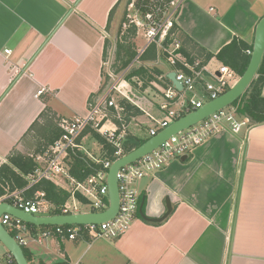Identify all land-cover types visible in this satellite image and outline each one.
Here are the masks:
<instances>
[{"label":"crops","instance_id":"0c3cea01","mask_svg":"<svg viewBox=\"0 0 264 264\" xmlns=\"http://www.w3.org/2000/svg\"><path fill=\"white\" fill-rule=\"evenodd\" d=\"M123 2L0 0V168L13 155H29L35 138L44 147L46 120L88 114L89 100L103 84L106 31ZM176 6L182 54L204 62L212 55L209 68L224 65L216 55L235 38L253 46L264 18V0H176ZM160 51L161 44L157 62L143 63L161 70L157 78L173 72ZM161 102V95L139 97L128 134L150 140ZM136 190L152 219L166 214L168 199V218L151 223L138 214L115 240L30 241L24 248L33 264H264V123L213 135L185 161L139 181ZM45 229L32 227L34 235ZM9 256L0 245V264Z\"/></svg>","mask_w":264,"mask_h":264},{"label":"built area","instance_id":"2783aa9c","mask_svg":"<svg viewBox=\"0 0 264 264\" xmlns=\"http://www.w3.org/2000/svg\"><path fill=\"white\" fill-rule=\"evenodd\" d=\"M130 1L131 3L126 7L127 16L131 19H137V25L145 29L148 40L139 57L152 43L161 44V50L167 55L166 61L172 66L176 81L181 83L183 87L179 91L171 81L169 83L165 80V77L168 78L167 75L159 77V82L151 84L162 97V102L159 105L162 116L160 119H153L155 125L150 130V135L155 137L159 134V131L165 130L175 121L202 109L207 103L225 94L238 80L236 73L225 65H222L219 71H211L201 59L190 61L180 53L181 43L178 33L173 31L175 17L179 9L177 6L175 7L176 0L171 1V10L164 12L162 19L158 17V14L162 11L161 9L148 13L145 18H140L139 13L135 11V0ZM157 1L163 2L166 0ZM168 38L170 42L164 47V43L167 42ZM6 54L9 55L10 51L7 50ZM248 54H251V51H248ZM139 57L134 62L136 66L142 64ZM132 91L134 90L132 89ZM116 93L122 94L124 96L122 99H126L135 105L136 101L133 100H139V98L135 99L136 96L133 93L132 96L135 98L125 94L118 89V84L113 83L108 85L103 92L91 96L86 116L56 120L62 132L60 138L45 148L44 152L37 157L39 166L34 173L27 177L29 187H33L41 180L46 179L55 182L71 193V198L60 208V215L84 213L80 211V205L90 207V211L85 213H101L109 208V201L107 200L108 174L112 165L126 155L123 143L128 136L129 122V118L127 119L122 114L124 108L118 105L115 100ZM186 93L192 96L188 97ZM43 94L44 90L41 89L38 91L37 96ZM250 128L249 121L243 118L239 112V104H233L210 115L191 128L170 137L153 152L132 164L122 167L117 173L120 196L119 211L113 219L104 223L50 226L35 235L32 225L9 214H4L1 217V223L22 248L28 246L30 241L41 244L44 240L52 237L60 240H77L87 235L94 240L118 239L131 228L138 218L140 195L136 190V185L139 181L155 175L173 161H179L185 156L188 157L197 147L221 131L228 129L232 132H239ZM89 131L98 133L116 149L114 153L115 161L112 162L109 159L99 160L88 154L89 152H85L81 141L83 138L90 136V134L84 136ZM78 151H83L94 163L101 165L96 173L84 181H78L70 173V162H72ZM59 179H61V182ZM22 194L15 192L4 196L0 199V203H9L8 200L13 199V203L10 204L30 215L50 212L51 205L44 199L43 193H36L34 199H26ZM77 194L81 195L86 202L79 200ZM71 200L73 204L70 205ZM4 264L16 263L10 255Z\"/></svg>","mask_w":264,"mask_h":264},{"label":"trees","instance_id":"16d2710c","mask_svg":"<svg viewBox=\"0 0 264 264\" xmlns=\"http://www.w3.org/2000/svg\"><path fill=\"white\" fill-rule=\"evenodd\" d=\"M124 0H121V2ZM172 0H166L159 2L157 0H135V11L139 13L140 18H145L148 13L157 11L161 9L162 11L158 14L159 19L163 18L164 12H169L171 10ZM131 3L128 0L126 7ZM114 10L111 12L109 17V24L107 28H110V24L113 20ZM127 12H125V17L119 25L117 34V44H116V62L115 64L120 65L121 69H127L131 64L135 62V59L139 57V51L136 47V44L130 39V34L132 32V37L134 38L137 34V28L133 26L130 32L125 30L124 26H127ZM124 30V31H123ZM178 33L180 39L181 32L176 24H174V30ZM170 42L169 38L167 42L164 43V47ZM111 42L109 39H106L105 43V52H104V62L108 59L110 51ZM158 48L157 43H152L149 45L145 52L139 57V60L142 62V65L135 66L127 75L128 83L131 84L132 89H140L138 93L144 94V90L147 87H152V83L159 82L158 76L162 75V72L157 67H149L144 65L145 62L158 61ZM183 47L180 49V53L183 52ZM251 49L253 52V46H248L245 42L240 39L235 38L228 46L224 47L217 55L216 59L229 67L232 71L236 73L238 77H242L245 73L251 59V54H247V51ZM185 51V50H184ZM163 58H166L167 55L164 51H160ZM213 56L208 55L206 58L210 60ZM156 61V62H157ZM193 61V60H190ZM206 61L204 64H206ZM104 72V71H103ZM165 80L170 83V79L165 77ZM106 79V73H103V84L100 92H103L108 83ZM167 87V85H165ZM264 86V56L260 65V68L257 72L255 79L251 82L250 86L246 89L242 97L237 100L234 105L239 104V112L241 116L249 121V124H261L264 123V98L262 97V89ZM154 88V87H152ZM156 90V89H155ZM133 91V92H134ZM146 91V90H145ZM157 91V90H156ZM158 92V91H157ZM120 105L124 108L125 117L128 119L130 116L134 117L139 112V109L133 105L130 101L126 99L120 100ZM47 119L49 113H46ZM45 125V143L42 150L44 152L45 148L52 145L57 139L60 138L62 132L58 126H55L53 123H50L46 120ZM129 124V122H128ZM90 134L95 138L99 144V153L98 155H93L96 159H109L112 162L116 160L114 153L116 149L111 146L103 137L94 131L86 132L84 136ZM89 137V136H88ZM145 141L136 139L134 136L128 134L126 141L123 143V149L126 154H129L143 145ZM85 150V145H82ZM42 148V147H41ZM89 152V151H88ZM90 153V152H89ZM38 155H18L12 156L9 158L8 164L1 166L0 168V199L4 196L11 195L15 192L23 193V197L26 199H34L36 193L41 192L44 194V199L50 203V211L55 215H60V208L66 204V202L71 198V193L51 180H41L37 185L29 187V181L27 177L34 173L39 166L37 162ZM101 168L100 164L94 163L86 153L83 151H78L76 156L70 162V173L78 181H84L96 171ZM77 198L81 201L86 200L79 194ZM9 203H13V199L8 200ZM25 256L29 264H33L32 259L27 251L23 247ZM10 254V253H9ZM11 255V254H10ZM13 258V257H12ZM14 259V258H13ZM15 262V260H14ZM16 263V262H15Z\"/></svg>","mask_w":264,"mask_h":264},{"label":"water","instance_id":"95a60500","mask_svg":"<svg viewBox=\"0 0 264 264\" xmlns=\"http://www.w3.org/2000/svg\"><path fill=\"white\" fill-rule=\"evenodd\" d=\"M264 56V18L259 22L255 40L253 45V52L251 54L250 63L237 83L231 87L225 94L219 98L207 103L202 109L192 112L183 118L172 123L168 128L163 130L160 134L152 137L145 142L135 151L125 155L118 161H116L108 174V197L109 208L101 213H80L70 215H52L50 212H43L37 215H30L16 208L14 205L2 202L0 203V242L5 246L7 251L14 258L16 264H29L23 248L18 244L14 237L1 223V217L4 214H9L14 218L37 227H50V226H66V225H87V224H101L113 219L119 211L120 196L118 189L117 173L118 171L129 164L137 161L143 156L153 152L160 147L170 137L175 136L182 131H185L199 122L205 120L210 115L233 105L239 100L246 89L250 86L251 82L255 79L257 72L260 68L262 59ZM170 81L174 86L181 91L182 84L175 79V73L172 72L168 75ZM187 157H183L181 160L185 161ZM144 201H142L139 207V214L142 219L151 223H162L172 212V205L167 199V212L159 219H152L145 215L143 212Z\"/></svg>","mask_w":264,"mask_h":264},{"label":"rangeland","instance_id":"374dc122","mask_svg":"<svg viewBox=\"0 0 264 264\" xmlns=\"http://www.w3.org/2000/svg\"><path fill=\"white\" fill-rule=\"evenodd\" d=\"M127 2H128V0H124L123 4L121 6V9H120V13H119L117 22H116V19H114V23L115 24H112L110 30L106 31L107 38L111 42V44H110L111 47H110L108 59L105 62V73H106L107 81L110 80L108 85L116 83V84H118V89L122 90L125 94L129 95L130 97H134V96H132V93H133L136 96V98L135 97L134 98L137 99V98L141 97V94L137 92V91H140V89H135V91L133 92L132 91V86L130 84L131 82L126 80L127 79L126 77H127L128 73L136 65H134V63H133L127 69H121L120 70V65L119 64H117V65L115 64V62H116L115 50H116V44H117V39H118L117 31H118L120 23L122 22V20L125 17V12H127V8H126ZM127 15H128V12H127ZM127 21H128L127 22V26H124L125 30H128V32H130L132 30L131 28L133 26H135L137 28L136 36L133 38L132 37V32H131L130 39H132V41L136 44V47H137V49L139 51V54H140L141 51L146 47V45L148 43V40L146 38L147 37L146 36V31H145V29L142 26H138L137 25V19H131L129 16H127ZM135 61H137V58L135 59ZM140 65H142V64H140ZM162 67L165 68V69L169 68V66L165 62L162 63ZM221 67H222V65L217 63L215 65H210V70L216 72V71H219ZM239 79H240V77L237 78V80H239ZM127 81L130 82V83H128ZM145 90H144L143 93H144V95H147V98L151 99V97H155V98H159L160 97V93L157 92L152 87H147ZM186 95L188 97L192 96L189 93H186ZM123 97L124 96L122 94H118V93L115 94V100L117 101L118 105H120V100H122ZM133 101H136V100H133ZM141 120L146 122V119H144V118L141 119ZM54 123H55L54 125L58 126V123H57L56 120L54 121ZM39 134L41 135V133H39ZM36 136L38 137L37 134H36ZM38 144L39 143L37 142V138L33 139V147L28 152L30 156L31 155H38L39 156V155L42 154L43 148H39ZM84 145H85V152L86 153H88V151H89L90 153H88V154H90V155H94V154L98 155V153H99V144H98V142H97V140L95 138H93L92 136H89L85 140ZM13 156H15V155H13ZM59 181L61 182V179H59ZM107 200L109 201V197L107 198ZM71 204H73L72 200L70 201V205ZM80 211L84 212V213L88 212V211H90V207L85 206V205H80ZM0 245L4 247V245L1 242H0Z\"/></svg>","mask_w":264,"mask_h":264},{"label":"clouds","instance_id":"9594fccd","mask_svg":"<svg viewBox=\"0 0 264 264\" xmlns=\"http://www.w3.org/2000/svg\"><path fill=\"white\" fill-rule=\"evenodd\" d=\"M251 53H252V52H251ZM133 105H135V104H133ZM162 131H163V130H162ZM160 132H161V131H160ZM160 132H159V133H160ZM126 155H127V154H126Z\"/></svg>","mask_w":264,"mask_h":264}]
</instances>
